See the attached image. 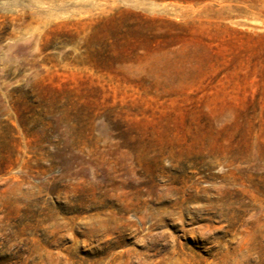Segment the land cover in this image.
Instances as JSON below:
<instances>
[{"label":"rangeland","instance_id":"rangeland-1","mask_svg":"<svg viewBox=\"0 0 264 264\" xmlns=\"http://www.w3.org/2000/svg\"><path fill=\"white\" fill-rule=\"evenodd\" d=\"M0 264H264V0H0Z\"/></svg>","mask_w":264,"mask_h":264}]
</instances>
